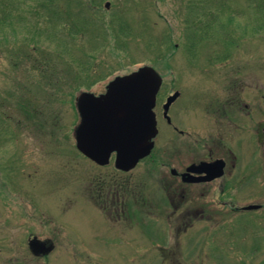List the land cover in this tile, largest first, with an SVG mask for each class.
I'll use <instances>...</instances> for the list:
<instances>
[{"label":"rangeland","instance_id":"1","mask_svg":"<svg viewBox=\"0 0 264 264\" xmlns=\"http://www.w3.org/2000/svg\"><path fill=\"white\" fill-rule=\"evenodd\" d=\"M104 1L0 0V264H165L163 250L175 251L172 264H248L250 255L241 250L253 238L262 246L260 225L205 235L196 229L207 223L195 219L194 228L179 235L178 213L170 225L166 219L174 208L163 197L164 183L152 182L143 162L121 172L113 157L98 166L76 149L75 101L85 82L101 91L115 75L142 64L163 68L169 53L182 76L186 34L206 60L223 40L235 42L227 62L212 68L234 73L237 96L248 103L245 108L238 99L239 116L264 107V0H110L108 9ZM46 5L51 10L41 17ZM54 9L58 22H49ZM197 24L212 27L213 36ZM84 63L88 72L73 77ZM206 81L197 80V89ZM240 119L239 153L243 161L251 153L254 168L251 195L238 183V206L264 202L256 165L261 116ZM102 198L110 200L102 204ZM110 211H118L116 218ZM32 233L54 240L48 257L30 253ZM253 256L264 257V248Z\"/></svg>","mask_w":264,"mask_h":264},{"label":"flooded vegetation","instance_id":"2","mask_svg":"<svg viewBox=\"0 0 264 264\" xmlns=\"http://www.w3.org/2000/svg\"><path fill=\"white\" fill-rule=\"evenodd\" d=\"M111 4L110 0H105L103 6L108 9ZM222 5L221 1L218 8H221ZM228 20L231 22L230 19ZM218 25L216 27L220 28ZM196 27V30L201 33L205 34L208 31L209 37L213 36L209 33L212 32V27L201 24H197ZM215 31L218 33V28ZM224 32H219L218 36L227 38V34ZM184 38L188 43H185L182 76L176 67V57L171 55L172 53L168 54V61L165 62L163 68L153 66L162 77L153 108L157 133L153 139L154 144L150 153L138 164L143 162L146 165L145 174L151 177L152 182L164 183L166 195L163 197L174 208L166 214V219L170 225L172 214L178 213L180 223L177 227L178 230H181L179 235L194 228L191 224L195 219L207 223L196 229L205 235L226 234L227 228L234 225L243 228L242 225L247 222H256L257 225H260L259 229L264 235V212L262 210L264 202L253 200L249 204L257 207L250 210H244V205L238 206L237 204L238 183L244 184L245 182L249 191L248 195L252 194L251 185L253 184L254 166L251 153H248L247 159L243 161L242 154L239 153V149L243 148L238 147V122H244L240 119L243 117L252 121L261 116V119L257 121L256 129L259 143L256 165L262 167V182H259L261 187L258 193H264V107L248 110V114L239 116L241 114H238L237 110L238 99L241 100V104L244 103V107L248 103L241 96L239 98L241 93L237 96L239 90L233 77L234 73L231 72V69L222 71L212 68L215 64H221V61L223 64L227 62L226 59L236 45L235 42L230 41L229 43L233 44L228 45L229 43L223 40V47L218 49L217 53L214 52L216 53L213 56L214 59L206 60L209 57L206 55L207 53L203 50L204 54H202V49L195 51V43L192 38L186 34ZM211 75H213L212 78H210ZM207 76L208 81L205 82V85L201 87V90L197 89L196 81L201 79L205 81ZM106 84L107 82L104 83V89ZM214 84L215 86L212 88L211 86ZM90 85L85 82L84 87L91 90ZM97 198L99 199V197ZM109 200L102 198L101 202L103 204ZM112 201L114 202V200ZM181 207L185 211H178ZM104 212L107 215L108 211ZM110 212L112 217L116 218L118 211ZM243 212L250 215L243 217L241 216ZM106 215L104 217L108 219ZM185 219H188L190 223L183 226L182 223ZM211 221L212 223H210ZM222 223L229 225L221 226ZM170 229L173 231L174 227L170 226ZM33 236H37L39 239L50 238L32 233L28 236L27 245ZM50 239L54 243V240ZM261 241L262 246L258 239L253 238L251 244L245 249L242 248L241 251L250 255L246 260L248 264H254V261L256 264H264V257L254 260L255 256H253L259 251H263L264 236ZM51 252L36 257L46 258ZM163 252L165 256L163 262L165 264L174 263L172 254L175 251L165 252L163 250Z\"/></svg>","mask_w":264,"mask_h":264},{"label":"water","instance_id":"3","mask_svg":"<svg viewBox=\"0 0 264 264\" xmlns=\"http://www.w3.org/2000/svg\"><path fill=\"white\" fill-rule=\"evenodd\" d=\"M159 85L158 73L141 66L116 76L99 95L81 92L77 97L81 121L75 129L78 150L99 165L107 164L115 153L116 168H133L153 146L157 133L153 106ZM29 247L34 254H47L53 243L34 236Z\"/></svg>","mask_w":264,"mask_h":264},{"label":"trees","instance_id":"4","mask_svg":"<svg viewBox=\"0 0 264 264\" xmlns=\"http://www.w3.org/2000/svg\"><path fill=\"white\" fill-rule=\"evenodd\" d=\"M44 1H46V0H44ZM47 1H50V0H47ZM49 9H48V8ZM51 10V7L50 6H48V5H46L45 7H43L42 8V11L40 10V12L38 13V15H41V17H44L43 16V13L45 12V13H49V11ZM57 13V11H56V9H54V11H52V14H50V16H55V14ZM48 16V15H47ZM51 21H54V22H58V16H55V19L54 20H49V22H51ZM80 21L82 22V21H86V19H80ZM44 22H46V21H44Z\"/></svg>","mask_w":264,"mask_h":264}]
</instances>
